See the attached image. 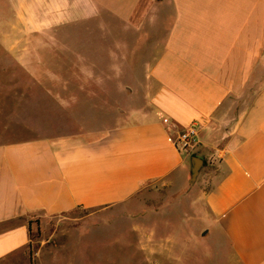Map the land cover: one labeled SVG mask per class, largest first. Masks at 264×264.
I'll return each instance as SVG.
<instances>
[{
	"label": "crops",
	"instance_id": "crops-1",
	"mask_svg": "<svg viewBox=\"0 0 264 264\" xmlns=\"http://www.w3.org/2000/svg\"><path fill=\"white\" fill-rule=\"evenodd\" d=\"M93 1L89 16H62L58 0L40 16L14 5L15 29L35 41L7 50L30 77L3 93L0 264H46L41 249L29 255L31 213L45 227L77 207L107 211L150 182L187 181L193 153L200 177L210 170L204 218L232 264H264V0ZM69 18L88 22L89 47L63 48L65 75L35 77L25 58L53 49L44 37ZM192 122L199 144L188 151L176 132ZM50 253V264L74 261Z\"/></svg>",
	"mask_w": 264,
	"mask_h": 264
},
{
	"label": "rangeland",
	"instance_id": "rangeland-1",
	"mask_svg": "<svg viewBox=\"0 0 264 264\" xmlns=\"http://www.w3.org/2000/svg\"><path fill=\"white\" fill-rule=\"evenodd\" d=\"M17 1L0 0V122H4L5 111H9V98L6 100L3 93L9 90L11 79L25 81L30 77L16 72L7 54L10 44L35 41L34 37H25L15 29ZM22 1L40 16L45 8L43 4L53 0ZM58 1L63 8L62 16H89L95 7L93 0ZM87 27L88 22L77 24L69 18L48 30L47 36L51 37L44 39L53 49L32 51L25 58L36 68L34 76L56 78L72 71V68L60 67L61 60H73L72 51H63V48H88L91 38L83 34ZM27 134L18 132V136ZM208 172L201 177L198 174L192 183L190 178L187 181L176 178L170 185L150 182L127 203L104 212L77 207L48 219L45 227L43 215L31 213L28 215L29 250L33 255L41 249V259L46 264H50L44 256L47 250H51L50 257L62 253L71 255L74 261L65 264H152L151 259L158 258L162 264H232L226 244L210 219L204 218V205L199 199L207 187ZM206 230L208 235L202 236Z\"/></svg>",
	"mask_w": 264,
	"mask_h": 264
},
{
	"label": "built area",
	"instance_id": "built-area-1",
	"mask_svg": "<svg viewBox=\"0 0 264 264\" xmlns=\"http://www.w3.org/2000/svg\"><path fill=\"white\" fill-rule=\"evenodd\" d=\"M163 121L166 124L170 123L168 119H164ZM199 133L200 123L192 122L185 128L176 132V143L182 149L193 151L199 144Z\"/></svg>",
	"mask_w": 264,
	"mask_h": 264
},
{
	"label": "water",
	"instance_id": "water-1",
	"mask_svg": "<svg viewBox=\"0 0 264 264\" xmlns=\"http://www.w3.org/2000/svg\"><path fill=\"white\" fill-rule=\"evenodd\" d=\"M190 161H191L190 179L192 182H194L204 162L203 159L197 155H192Z\"/></svg>",
	"mask_w": 264,
	"mask_h": 264
},
{
	"label": "trees",
	"instance_id": "trees-1",
	"mask_svg": "<svg viewBox=\"0 0 264 264\" xmlns=\"http://www.w3.org/2000/svg\"><path fill=\"white\" fill-rule=\"evenodd\" d=\"M193 155H196V154L193 153ZM28 246H29V244H28ZM29 255L32 256V251L31 250H29Z\"/></svg>",
	"mask_w": 264,
	"mask_h": 264
}]
</instances>
